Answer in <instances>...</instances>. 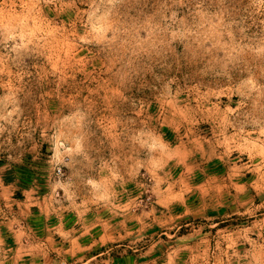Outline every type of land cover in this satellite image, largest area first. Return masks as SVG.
<instances>
[{
	"label": "rangeland",
	"instance_id": "obj_1",
	"mask_svg": "<svg viewBox=\"0 0 264 264\" xmlns=\"http://www.w3.org/2000/svg\"><path fill=\"white\" fill-rule=\"evenodd\" d=\"M0 264H264V0H0Z\"/></svg>",
	"mask_w": 264,
	"mask_h": 264
}]
</instances>
